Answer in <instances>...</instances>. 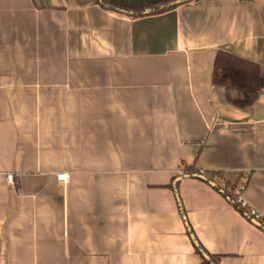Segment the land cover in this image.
Listing matches in <instances>:
<instances>
[{
    "label": "crops",
    "instance_id": "0c3cea01",
    "mask_svg": "<svg viewBox=\"0 0 264 264\" xmlns=\"http://www.w3.org/2000/svg\"><path fill=\"white\" fill-rule=\"evenodd\" d=\"M99 1L0 0V264H207L187 223L218 264H264V228L182 176L264 218V87L241 108L215 81L264 79V0Z\"/></svg>",
    "mask_w": 264,
    "mask_h": 264
},
{
    "label": "trees",
    "instance_id": "16d2710c",
    "mask_svg": "<svg viewBox=\"0 0 264 264\" xmlns=\"http://www.w3.org/2000/svg\"><path fill=\"white\" fill-rule=\"evenodd\" d=\"M176 1H179V0H100L99 5H101L106 10L118 12V13L130 16V17H144V16L163 14V13L176 9L181 5L193 2V1L184 2L181 5L161 9L162 7H165ZM194 1H200V0H194ZM148 11H150L151 13L146 14V12ZM220 56L225 57L222 54ZM231 64H233V66L230 65V63L229 64L225 63V65L221 69L219 67H216L215 81L216 83L220 85H224L226 87L227 98L233 105H236L241 108L252 106L254 102L256 101L259 91L264 87V79L259 80V77H258L257 88L255 90H252L250 88V84L248 83V79H247L248 76H246L244 70L240 69L243 74V80L241 81V83L236 84L228 79L229 78L227 75L228 71H230L232 67L237 68L235 67L234 63H231ZM249 66H251V68H254L252 65H249ZM182 176L199 179V180H202L204 182H207L213 185L215 189L221 192L233 205H235V208L237 210L244 213V211L240 209L239 205L236 203V200L234 198V191L236 190V188L230 186V184H228L227 182H224L221 173H213V172L202 173L199 171H196V172L194 171V172H189V173H183ZM244 215L247 216L245 213ZM183 217L185 218V221L187 223L184 212H183ZM258 223L261 227L264 228V223L262 222H258ZM187 228L189 230L191 238H192V235L194 236L195 240L192 239L193 242L194 241L198 242L197 238H195L194 232L191 230L188 223H187ZM196 248H197V251L201 254H202V251L205 252L201 248L200 245L199 247L196 246ZM209 257H210V260H206L203 257L207 264H212L211 262H213V264H218L216 257L211 256V255H209Z\"/></svg>",
    "mask_w": 264,
    "mask_h": 264
},
{
    "label": "built area",
    "instance_id": "2783aa9c",
    "mask_svg": "<svg viewBox=\"0 0 264 264\" xmlns=\"http://www.w3.org/2000/svg\"><path fill=\"white\" fill-rule=\"evenodd\" d=\"M7 182L10 185L14 184V175L13 174H7L6 176ZM59 181L64 182L65 184L68 183L70 179L69 173H61L57 176ZM245 186H241L236 188L234 191V198L236 200V203L239 205L240 209L244 211V213L251 219L255 220L256 222H262L264 223V218L257 212V210L249 207V205L241 198V192L244 190Z\"/></svg>",
    "mask_w": 264,
    "mask_h": 264
},
{
    "label": "water",
    "instance_id": "95a60500",
    "mask_svg": "<svg viewBox=\"0 0 264 264\" xmlns=\"http://www.w3.org/2000/svg\"><path fill=\"white\" fill-rule=\"evenodd\" d=\"M191 1H194V0H179V1H176V2H174V3H171V4L167 5V6H165V7H162L161 9L170 8V7H173V6L181 5V4L184 3V2H191ZM150 13H151L150 11L146 12V14H150ZM252 221H253L254 224H256L257 226H260L259 223L256 222L255 220H252ZM192 239L195 240L193 235H192ZM194 244H195L197 247H199L198 242L194 241ZM202 255H203V257H204L206 260H210V257H209V255H208L207 253H205V252L202 251ZM211 263L213 264V262H211Z\"/></svg>",
    "mask_w": 264,
    "mask_h": 264
}]
</instances>
